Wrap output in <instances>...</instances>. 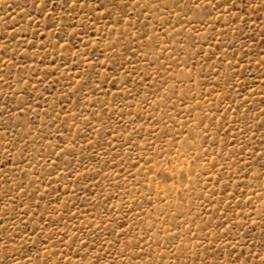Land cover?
Instances as JSON below:
<instances>
[{"label": "rangeland", "instance_id": "374dc122", "mask_svg": "<svg viewBox=\"0 0 264 264\" xmlns=\"http://www.w3.org/2000/svg\"><path fill=\"white\" fill-rule=\"evenodd\" d=\"M0 264H264V0H0Z\"/></svg>", "mask_w": 264, "mask_h": 264}]
</instances>
